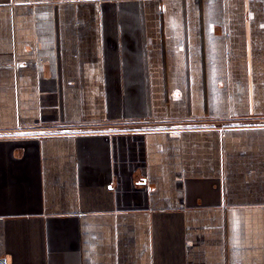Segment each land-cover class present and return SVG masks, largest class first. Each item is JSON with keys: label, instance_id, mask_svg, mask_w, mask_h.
Masks as SVG:
<instances>
[{"label": "crops", "instance_id": "1", "mask_svg": "<svg viewBox=\"0 0 264 264\" xmlns=\"http://www.w3.org/2000/svg\"><path fill=\"white\" fill-rule=\"evenodd\" d=\"M0 264H264V0H0Z\"/></svg>", "mask_w": 264, "mask_h": 264}]
</instances>
